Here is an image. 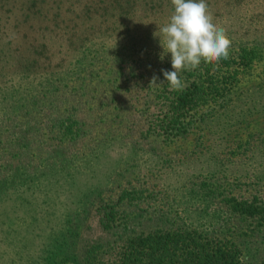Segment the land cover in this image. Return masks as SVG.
I'll return each instance as SVG.
<instances>
[{"label": "rangeland", "instance_id": "obj_1", "mask_svg": "<svg viewBox=\"0 0 264 264\" xmlns=\"http://www.w3.org/2000/svg\"><path fill=\"white\" fill-rule=\"evenodd\" d=\"M208 7L229 54L181 70L201 91L174 136L155 127L176 89L155 35L171 0L147 27L92 39L58 85L0 91V264H111L127 240L161 229L230 240L243 264L264 260V0ZM55 123L69 128L63 143L45 133Z\"/></svg>", "mask_w": 264, "mask_h": 264}, {"label": "trees", "instance_id": "obj_2", "mask_svg": "<svg viewBox=\"0 0 264 264\" xmlns=\"http://www.w3.org/2000/svg\"><path fill=\"white\" fill-rule=\"evenodd\" d=\"M168 1L0 0V91L25 79L38 81L41 87L53 85L56 79L58 85L62 81L56 77L58 70L89 49L92 39L116 35L120 29L132 26L147 27L153 13ZM20 83L17 92L33 87ZM200 86L193 81L172 91V98H168L167 106L156 119L155 127L160 133L174 136L184 128L185 120L198 104ZM38 113L27 116L34 118ZM56 124L45 133L63 143L69 128ZM234 211L247 216L256 214L254 206L245 202H236ZM111 264L243 262L240 248L230 240L197 230L161 229L127 240ZM259 264H264V260Z\"/></svg>", "mask_w": 264, "mask_h": 264}, {"label": "clouds", "instance_id": "obj_3", "mask_svg": "<svg viewBox=\"0 0 264 264\" xmlns=\"http://www.w3.org/2000/svg\"><path fill=\"white\" fill-rule=\"evenodd\" d=\"M169 20L155 33L164 55L171 54L172 71H163L171 87L183 86L181 70L186 65L198 66L201 59L218 61L229 54L231 40L217 24L209 10L208 0H171ZM155 80V78H154Z\"/></svg>", "mask_w": 264, "mask_h": 264}]
</instances>
